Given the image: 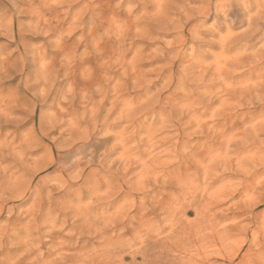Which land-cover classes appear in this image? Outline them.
Listing matches in <instances>:
<instances>
[{"label":"rangeland","instance_id":"374dc122","mask_svg":"<svg viewBox=\"0 0 264 264\" xmlns=\"http://www.w3.org/2000/svg\"><path fill=\"white\" fill-rule=\"evenodd\" d=\"M42 1L0 0V264H264L262 9Z\"/></svg>","mask_w":264,"mask_h":264},{"label":"bare ground","instance_id":"6f19581e","mask_svg":"<svg viewBox=\"0 0 264 264\" xmlns=\"http://www.w3.org/2000/svg\"><path fill=\"white\" fill-rule=\"evenodd\" d=\"M21 1H27V0H21ZM33 1V0H32ZM44 1V0H43ZM42 1V2H43ZM55 3H54V2ZM184 1H187V0H153V2H155L154 4H155V8H156V13H157V15H159V17H160V21H159V25H160V23L163 25V26H165L166 28H167V30H165V29H163L162 31H166L167 33L169 32V31H171L170 29L172 28V29H175V30H177V29H179V30H182L183 31V27L186 25V24H192V22L196 19V18H208V17H210V15H211V13H212V8H215V10L216 11H224V9L226 8V2L224 3H221V4H217V2H218V0H188L189 1V6L188 5H186L185 4V2ZM39 2H41V1H39ZM47 2H53L54 4H61L62 2H61V0H46V4H44V5H48L47 4ZM180 2H184V4L182 3V5L180 4ZM198 2H200L201 3V5L200 6H195L194 5V3H198ZM230 2V1H229ZM26 3V2H25ZM215 3V4H214ZM254 4V6H256L257 8H258V10L259 9H262V10H259V11H261L259 14H260V17L261 18H259V21L261 22L263 19H264V16H263V14L262 13H264L263 12V5H264V1L263 0H254V2H253ZM27 4L29 5V3L27 2ZM31 4H33V2L31 3ZM53 4V5H54ZM16 5V4H15ZM26 5V4H25ZM27 5V6H28ZM43 5V6H44ZM57 5H55V6H57ZM33 6V5H32ZM46 6H44V7H46ZM49 6H51V5H49ZM228 6V5H227ZM248 6V5H247ZM233 6H231V9H230V12L231 13H229V15H233L234 14V11H235V9L234 8H232ZM34 8H37V7H34ZM75 8V7H74ZM174 8H177V10H179V9H181V8H183V9H181V10H183V11H181L179 14H180V16H175V17H177L176 19H172L171 18V16L169 15V12L170 11H172V9H174ZM38 9V8H37ZM91 9V8H90ZM89 9V10H90ZM155 10V9H154ZM30 11V10H29ZM32 11H33V9H32ZM42 11V10H41ZM74 11V10H73ZM228 12V11H227ZM226 12V13H227ZM77 13H79V12H77ZM148 13V12H147ZM155 13V14H156ZM172 13V12H171ZM220 13V12H219ZM41 14V13H40ZM216 14H217V12H216ZM77 16L79 15V14H76ZM256 15V14H255ZM80 16V15H79ZM225 16V15H224ZM41 17V16H40ZM46 17V16H45ZM74 17V16H73ZM175 17H173V18H175ZM184 17V18H183ZM251 17H253V16H251ZM75 18H77V17H75ZM111 18V17H110ZM218 18H219V15H218ZM79 19V18H78ZM42 20V19H41ZM44 21H49V20H47V19H43ZM42 20V21H43ZM186 20V21H185ZM251 20V19H250ZM43 21V22H44ZM251 22V24L249 25V26H251V35L252 36H254V34L256 33L257 34V32L258 31H260L262 28H264V27H262V26H259V22H255V23H252V21H250ZM136 23V22H135ZM171 24V25H170ZM254 24H256L257 25V27L256 28H254ZM138 25V24H137ZM170 25V26H169ZM51 25L49 24V27H50ZM74 25L72 24V25H70L69 27H68V29H66V30H69V29H71L72 27H73ZM109 28H119V26L117 25V23H116V21L114 20V19H110L109 20ZM198 26V24L197 25H195V24H192V29L191 28H189V29H191V31L193 30V29H196V27ZM160 27V26H159ZM52 29V28H51ZM57 30H58V27H57ZM65 28L64 27H62V26H60V28H59V32L62 34V33H64L65 31ZM190 31V30H189ZM196 31V30H195ZM126 32V31H125ZM250 33V32H249ZM229 34V33H228ZM127 35V34H126ZM192 35H194V36H196V34L194 33H192ZM250 35V34H249ZM122 36V35H121ZM198 36V35H197ZM180 37V36H179ZM245 37V36H244ZM248 37V36H247ZM123 39V38H122ZM180 42H182L183 41V37H180ZM228 40V38L227 37H225V40H223V42H226ZM64 43V42H63ZM96 43V42H95ZM230 43V42H229ZM64 46H66V47H64ZM64 46L62 47V52H63V54H65L66 52H67V50H69V52H70V48L68 47V45H66L65 43H64ZM69 49H68V48ZM136 47V46H135ZM67 48V49H66ZM120 48V47H119ZM123 50V49H122ZM137 52H139V51H137ZM123 53V52H122ZM112 54H114V53H112ZM62 55V54H61ZM66 55V54H65ZM126 55V54H125ZM110 56V55H109ZM122 56V55H121ZM61 57V56H60ZM67 57V56H66ZM224 57V56H223ZM228 57V56H227ZM55 58V57H54ZM125 58V57H124ZM66 59H68L69 60V56L66 58ZM112 59V58H111ZM236 59V58H235ZM67 60V61H68ZM65 61V60H64ZM75 61V60H74ZM134 65V64H133ZM218 65V64H217ZM216 65V66H217ZM220 65V64H219ZM128 66V65H127ZM44 67V66H43ZM49 67L50 66H48V69H49ZM132 67V66H131ZM218 67V66H217ZM67 68V67H66ZM129 68V67H128ZM47 69V70H48ZM111 69V68H110ZM46 70V69H45ZM44 70V71H45ZM70 70V69H69ZM49 71V70H48ZM141 71V70H140ZM67 72V71H66ZM133 72V71H132ZM143 72V71H142ZM70 73V72H69ZM68 73V74H69ZM144 75H145V73H144ZM108 77V76H107ZM112 77V76H111ZM205 77V76H204ZM134 78V77H133ZM144 78V77H143ZM136 79V78H135ZM118 82V81H117ZM144 82V81H143ZM262 82V81H261ZM115 83V82H114ZM72 84V83H71ZM142 84V83H141ZM135 86V85H134ZM114 87V86H113ZM118 88V87H117ZM71 91V90H70ZM112 91V90H111ZM69 92V91H68ZM115 93V92H114ZM148 95V94H147ZM62 96V95H61ZM114 97V96H113ZM123 99V98H122ZM234 99V98H233ZM119 100V99H118ZM84 102V101H83ZM71 104V103H70ZM103 104V103H102ZM82 105V104H81ZM93 107V106H92ZM104 107V106H103ZM123 107V106H122ZM130 116V115H129ZM123 119V118H122ZM93 120V119H92ZM118 135V134H117ZM78 138V137H77ZM80 141V140H79ZM73 147V146H72ZM72 151V150H71ZM83 151V148H80V149H78V150H76L75 151V153L73 152V153H71V152H67V153H63V155L62 156H60L59 157V159H58V165H59V167L60 168H63V167H65V169L66 170H64V171H68L67 170V167L66 166H68V164L69 163H71L72 165L75 163V164H77V160H76V158H78V156H80V155H82V152ZM83 156V155H82ZM71 159H74V160H72L71 162H70V160ZM71 165V166H72ZM78 165V164H77ZM70 169V168H69ZM62 171V169H60V172ZM63 172V171H62Z\"/></svg>","mask_w":264,"mask_h":264}]
</instances>
